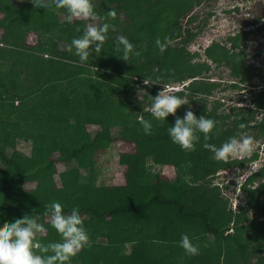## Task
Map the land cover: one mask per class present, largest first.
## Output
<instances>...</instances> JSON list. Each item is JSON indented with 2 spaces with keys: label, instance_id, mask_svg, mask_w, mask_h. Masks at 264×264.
Segmentation results:
<instances>
[{
  "label": "trees",
  "instance_id": "trees-1",
  "mask_svg": "<svg viewBox=\"0 0 264 264\" xmlns=\"http://www.w3.org/2000/svg\"><path fill=\"white\" fill-rule=\"evenodd\" d=\"M93 2L102 16L111 9L116 12L115 19L111 20L116 29L109 31L99 56L93 53L87 62L80 63L74 49H58L55 44L59 40L69 46L74 37H79V21L68 23L64 19L59 22L60 13L65 17L63 9L47 13V10L35 9L34 0H0V13H3L0 16V225L24 214L33 215L40 218L45 227L37 240L42 244L59 241L60 235L45 215V205L57 200L64 205L65 213L79 206L86 229L94 228L97 235L111 241L109 244L94 243L92 258L88 260L84 259L81 249L69 264H78L82 257L79 264H113L108 249L127 241L136 244L129 264H171L175 260L168 258V254L152 242L172 240L168 228L173 227V221H199L204 233L234 241L238 255L246 263L252 245L258 250L264 249V236L252 240L238 238L250 230L264 227V203L257 198L259 187H248V183L256 178L254 176L264 173V166L253 173L254 178L251 177L248 183L242 184L241 189L248 197L246 206H240L241 212L225 210V201L219 192H213L204 183H195V179H203L218 167L230 163L213 158L211 151L203 147L204 143L219 146L227 138L244 134L248 129L253 131V137L264 138V116L250 124L254 108L264 105V83L246 90L253 107L245 116H240L241 108L237 107L232 108L233 116L222 115L216 106L207 110V102L198 94H210L218 83L200 79L207 67L203 62H190L185 49L197 30L187 28L183 31L180 21L199 0ZM193 19L191 16L187 21ZM32 30L37 32V43L33 45L25 40ZM50 32L57 36L47 35ZM120 34L128 37L141 52L139 57L130 56L129 61L120 57L122 52L117 51L115 45ZM165 37L169 42L178 40L182 44L172 47L169 43L161 53L155 41H163ZM213 50L208 48L207 56L218 61L217 49ZM43 52L48 54L46 58ZM221 53L238 78V81L230 82L231 87L251 77L248 67L235 53H224L223 50ZM156 77L161 78L159 82L163 85L192 78L183 88L194 93L189 101L200 102L196 115L220 119L224 127L218 132L216 126L208 141L201 133L195 150L186 151L177 147L172 149L167 133L171 122L165 129H152L151 134H145L140 124L120 120L122 109L110 103V91L120 93L130 85L141 84L147 94L155 96L162 84L145 85L143 80ZM174 94L181 96L184 91L177 90ZM17 99L21 100L22 106L15 103ZM181 107L186 108L188 104ZM175 115H168L173 123ZM51 116L56 119L52 120ZM241 123L245 128L238 127ZM88 124L99 125V130L90 133L86 128ZM112 128H117L120 136L136 143L135 152L120 153L118 157L127 167L125 183L107 188L80 180V172L77 167L70 166L71 162L83 167L92 165L94 153L111 141ZM23 137L32 142L29 155L16 147L15 140ZM55 153L58 154L54 156ZM256 154L253 152L251 157L256 159ZM148 155L162 164L178 167L184 164L183 167L193 175L186 179L178 173L174 181H159L146 171ZM56 161L68 166L58 173L59 186L53 183ZM233 162L241 166L244 158ZM28 182H34V186L25 188ZM49 190H55V193L50 195ZM251 207L259 210L261 214H256L259 218L249 219L247 210ZM217 210L218 216L212 218L211 212ZM247 219L249 224H242ZM231 220L235 233L227 231ZM172 231L176 232L175 229ZM219 250L220 247L215 251L218 255ZM203 254L199 251L197 255H187L184 264H210L212 261Z\"/></svg>",
  "mask_w": 264,
  "mask_h": 264
},
{
  "label": "rangeland",
  "instance_id": "rangeland-1",
  "mask_svg": "<svg viewBox=\"0 0 264 264\" xmlns=\"http://www.w3.org/2000/svg\"><path fill=\"white\" fill-rule=\"evenodd\" d=\"M215 0H199L198 3H195L191 10L188 11V13L185 15V17L181 18L180 21L182 23L183 29H194V26L201 25V18L204 17V15L207 13L208 10H214L221 5L227 6L226 2L228 0H221V2L217 3L214 2ZM218 6V7H216ZM224 9H220V12L217 13V16L222 14L221 12ZM226 12V11H225ZM224 12V13H225ZM194 17V24H188L186 21L190 15H195ZM215 12L213 15L209 17V15L205 16V21H208L210 18V23L207 24L204 28V30L199 34L200 39L198 40L199 36H194L186 45L185 49L187 50L188 59H190V62H203L207 69L203 72V75L200 77L203 82L211 83L217 82L218 85L215 86L210 94L204 95V94H198L200 97L203 98L207 102V110H210L212 107L216 106L217 110L223 115L231 114L233 116V107L241 108L240 116L246 115V113L249 111L250 108L253 106L250 104L249 101V93H247V89L252 85L261 86L264 83V29L263 31L257 32L255 36L254 34H250L247 38L248 40L240 39L238 41V49L236 51H239V54L242 55L244 63L248 66L249 70H253L254 76L249 78L244 83H238L236 87H231L229 84L230 82H233L234 80L238 81V78L234 79L232 76H230L227 68L225 65L217 64L215 61L211 60V58H205V47L210 44L211 42H215L219 45L221 44H227L228 39L227 36L231 35V32L233 30L232 26L230 24H226V22H222V25L219 27V32L215 31V24L217 22L215 21ZM261 13H259L260 15ZM0 16H3V13H0ZM256 16V15H255ZM65 19L63 14H59V22H62ZM79 30L81 31V35L83 33V30L85 29L86 25L88 24H99L100 21H92V20H85L83 18L76 19L73 22H78ZM229 22V21H228ZM192 26V27H190ZM212 30V31H211ZM210 31V32H209ZM2 34V29H0V35ZM218 37H216L217 35ZM50 36H57L56 33L50 32ZM212 36V37H211ZM55 38V37H54ZM197 40H196V39ZM26 43L27 44H35L37 43V32L32 30L30 31L26 36ZM259 42L261 45H259ZM55 44L58 49H66L69 48V46L66 45L64 41L56 40ZM182 43L177 41L170 42V45L173 46H180ZM185 46V45H184ZM263 48V50H262ZM205 49V50H204ZM213 52L214 50H210ZM48 53V51H45ZM262 52V56H261ZM47 53H42L44 58L48 56ZM187 59V60H188ZM139 60L137 61V63ZM70 64V63H69ZM17 67L16 69H18ZM263 72V76H256L259 72ZM86 75V72H84ZM136 80H139L138 77H135ZM191 79L182 81V82H174V83H168L162 85V87L158 90V92L165 86L166 89L172 90L173 92L177 90L183 89L184 94L181 95V97L186 98L189 100L190 98H193L194 93L189 91L188 89H184L183 86L187 85ZM28 82V81H27ZM23 83V86L27 83ZM30 84V82H28ZM140 89L145 88L142 87L141 84H133L128 87L126 91H122L120 93H112L110 91V103L112 105H118L122 109V117L120 120H124L126 122L132 123L134 125H138V118L143 117L144 119H148L152 121L153 130L160 131L161 129H165L170 124L168 122L173 123L171 120L172 117H166V120H157L154 117H152L150 108H149V102L148 99L145 96V93H142V96L140 94ZM158 92L156 94H158ZM155 94V95H156ZM18 101H15L18 106H22L21 100L17 99ZM200 105V102H189L188 107L183 108L179 107L176 113H178L179 116H183L185 113V110L188 108H191L192 111L196 114V111L198 110V107ZM264 116V105L257 106L253 110V119L250 122V124H254L256 120H259ZM52 120H55V116H51ZM232 118V117H230ZM217 130L218 132L224 127L221 124L220 119L215 120ZM230 122V120H228ZM219 125H222L219 129ZM99 125L97 124H88L86 125L87 131L90 133L94 132L95 130H99ZM163 132V131H162ZM112 133V139L108 142L107 145H104L103 148L96 151L93 155V163L90 166H79L77 162L73 161L71 162L70 166H75L78 168V171L80 172V180H83L84 182L90 181L92 184L95 185H102L104 187H111V186H118L125 183V172L127 167L123 164H121L118 160L120 153H129V152H135L136 150V143L132 139H126L120 136L119 130L116 128L111 129ZM243 135L251 136L253 138V151L246 155L244 157V163L241 166H238L236 163H234V160H238L240 158H229L228 161L223 162H230L228 164L225 163L224 166L218 167L215 172L211 173L210 175H205V177L195 179V183H204L208 188H211L213 192H219L220 197L225 201V210L231 209L233 212H241L240 206H246L247 201V195L246 193L241 189L242 184L245 182L248 183L250 181L249 179L255 174L249 175L255 171H257L261 166H264V138L263 137H253V131L251 129L246 130ZM172 149L181 148L179 145L174 144L172 141ZM16 147L18 150L23 152L26 155H29L31 153V147L32 142L31 140H24L23 138L15 140ZM253 152H256V159L251 157V154ZM58 153H55L54 156H56ZM145 168L146 171L150 174H154L155 177H157L159 181H167L171 182L174 181L178 175V173L181 175V177H186V179H189L193 174L190 173L189 170H187L183 165L181 167H178V165L175 164H162L159 162H155L150 155H148L145 159ZM68 166L65 165L63 162L56 161L55 168L56 172L53 175V183L56 186H59V177L58 173L62 171L63 169L67 168ZM196 167H198L196 165ZM197 170V169H196ZM199 170H201L199 168ZM199 172V171H198ZM256 177V178H254ZM252 178L253 181H250L248 183V187H259L258 192V201L264 203V173L258 174ZM34 186V182H28L24 185L25 188H31ZM219 189V190H218ZM50 195H53L55 193V190H49ZM219 211H213L211 212L212 218L218 216ZM256 214L259 213L258 209H255L253 207L249 208L247 210V216L249 219L251 218H259ZM264 219V216H262ZM38 222H40V218H35ZM47 220H51L50 216L46 218ZM249 219L242 222V224H249ZM199 221H180L176 222L173 221V227L168 228L169 229V235L175 239V240H168V241H160V240H154L153 245L155 247H160L159 250H163L168 254V258L175 260L172 261L171 264H184L185 258L188 254L185 253L184 249L179 246V240L181 239V235L186 233L189 235L191 239H193L194 243H197L199 246V251L204 252L203 255L207 256L212 262L210 264H264V249H256L254 247L255 245L251 246V250L249 251V261L245 263L244 259H241V257L238 255L236 251V245L234 241L230 240L227 241L223 239L220 236L212 235V234H206L203 232L201 226L198 225ZM228 232L235 233L236 228L233 225L232 220L230 221L228 225ZM264 229V227H261ZM261 228H258L257 230H250V233L248 234H242L241 237H238L241 240H247V239H258L260 237L264 236V233L261 234ZM137 229V226L135 227ZM175 229L176 232H173L172 230ZM90 241V246H85L83 249V257L84 259H91L92 258V245L94 243H105L109 244L111 241L108 238L100 237L97 235V232L94 228L87 229ZM174 233V236L171 235ZM237 234V233H236ZM94 236V239H93ZM177 236V237H176ZM260 243V242H256ZM136 244L132 241H127L124 243H120L118 245L111 246L108 251H110V255L113 259V264H129L131 262V259L133 257V250L135 249ZM219 250L220 255H218L216 250ZM213 249V250H210ZM92 250V251H91ZM106 250V249H104ZM107 251V250H106ZM83 257L78 261V264L81 263V260ZM219 257V259H218ZM131 258V259H130ZM219 260V262H218Z\"/></svg>",
  "mask_w": 264,
  "mask_h": 264
},
{
  "label": "clouds",
  "instance_id": "clouds-1",
  "mask_svg": "<svg viewBox=\"0 0 264 264\" xmlns=\"http://www.w3.org/2000/svg\"><path fill=\"white\" fill-rule=\"evenodd\" d=\"M35 9L47 10V13H55L58 9L65 11V20L73 23L74 20H100L101 23L88 24L82 35L74 37L69 45V51L74 49L80 63H85L93 53L99 56L103 44L108 38L109 31H115V24L111 23L116 17L114 10H109L106 16L96 11L93 0H34ZM190 24V22H187ZM183 29V28H182ZM186 29H183V31ZM159 51L163 53L169 45L167 37L163 41H155ZM117 51L122 52L121 58L129 61L130 56L139 57L141 52L137 50L128 37L120 34L116 37ZM160 77L154 79L144 78L143 83H160ZM163 85V84H162ZM147 94L140 89V94ZM149 108L152 117L157 120H166L169 114H176V110L189 100L174 94L165 86L155 96L147 94ZM139 124L145 134H151L152 121L138 118ZM216 121L204 114L197 116L191 108L185 110L183 116L175 115L174 123L167 129V133L174 144L186 151H194L203 134L205 141L214 135ZM240 129L245 124L238 125ZM204 148L211 151L213 158L228 161L229 158L243 159L253 151V138L239 134L233 135L223 141L219 146L212 143H204ZM254 173V172H253ZM253 173L249 174L252 175ZM64 205L53 200L45 205V215L50 216L51 226L57 231L61 239L56 242L42 244L37 240V235L45 231L42 223L38 222L33 215L24 214L20 218L5 225H0V264H69L82 248L90 246V237L81 217L79 206L71 209L70 213L63 211ZM179 246L186 254H199V246L193 242L188 234L181 235Z\"/></svg>",
  "mask_w": 264,
  "mask_h": 264
},
{
  "label": "flooded vegetation",
  "instance_id": "flooded-vegetation-1",
  "mask_svg": "<svg viewBox=\"0 0 264 264\" xmlns=\"http://www.w3.org/2000/svg\"><path fill=\"white\" fill-rule=\"evenodd\" d=\"M214 2H216V4H217V3L221 2V0H215ZM226 3H227L226 7L221 5V7L217 8V9H214V10L211 9V10L207 11V13L204 15V17L201 18L202 28L200 25L194 26V30H197V32L194 36H199V34L204 30L205 26L210 23L211 18L208 21H205L204 20L205 16L209 15V17H210L211 15H213L214 12H215V14H214L215 21L217 22V24H215V27H216L215 31L219 32V27L222 25V22H226V24H230V26H232L233 30L231 32V35L227 36V38H226V39H228L227 44L219 45L215 42H211L210 44H208L205 47L206 50L205 49L204 50L206 52L205 58L207 59L208 58V56H207L208 48H210V50H213V48L214 49L216 48L217 49L216 54L218 57V61H215V62L216 63L218 62L217 64H220V65L221 64L225 65L230 76H232L234 79H236L237 77H235L233 75V73L231 72V68L229 67L228 62L225 59L224 54L221 53V51L223 50L224 53H225V51H228L229 53L230 52L235 53V55L238 58H240V60L242 61V64H244L246 67H248L244 63L242 55L239 54V51H236L238 49L237 48L238 47V41L240 39L248 40L247 38L249 37L250 34H254L253 36H255L257 34V32L263 31V29H264V0H228V2H226ZM216 7H218V6H216ZM220 9H224V10L221 12L222 14L217 16V13L220 12ZM259 13H261V14L259 15ZM191 16L194 18L196 16V14L190 15L189 17H191ZM195 22H194V20H191L190 24L195 25L194 24ZM190 27H192V26H190ZM215 35H217V34H215ZM201 36H199L198 40L200 39ZM218 36L219 35H217L216 37H218ZM259 45H261L260 42H259ZM262 50H263V48H262ZM261 56H262V52H261ZM249 73L252 74L251 75V77H252V76H254L255 72L253 70L252 71L249 70ZM257 75L263 76V72L261 71L258 74H256V76ZM252 86L256 87V88L259 87L257 85H252ZM252 86H250V87H252Z\"/></svg>",
  "mask_w": 264,
  "mask_h": 264
}]
</instances>
